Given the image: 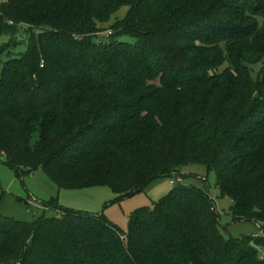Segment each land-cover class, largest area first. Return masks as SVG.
<instances>
[{
    "label": "trees",
    "instance_id": "16d2710c",
    "mask_svg": "<svg viewBox=\"0 0 264 264\" xmlns=\"http://www.w3.org/2000/svg\"><path fill=\"white\" fill-rule=\"evenodd\" d=\"M263 59L264 0H1L0 153L17 174L119 198L203 164L235 219L264 223V66L249 69ZM47 207L59 214H0V264H264V234L225 237L194 184L133 210L124 237Z\"/></svg>",
    "mask_w": 264,
    "mask_h": 264
},
{
    "label": "rangeland",
    "instance_id": "374dc122",
    "mask_svg": "<svg viewBox=\"0 0 264 264\" xmlns=\"http://www.w3.org/2000/svg\"><path fill=\"white\" fill-rule=\"evenodd\" d=\"M1 1V0H0ZM127 12V6L120 7L110 18L107 25L116 19H121ZM24 30V29H21ZM113 32L108 28L102 30V37L109 36ZM23 41V36L17 35ZM121 40L132 41L130 37H121ZM26 40L15 47V51L24 52ZM264 66V59L261 62L249 66L253 79H256L258 72ZM177 174L173 177L163 176L141 191L130 196L119 198L106 185H97L78 188H60L55 182L48 178L44 171L37 169L32 173L17 174L5 163L4 155L0 153V214L20 221H35L41 214L56 216L58 209L47 207L43 210V204L54 198L61 208L74 211L86 212L92 215H102L110 224L117 227L122 236H125L128 227L129 214L143 206L151 207L153 202L158 200L159 192L155 188L170 187V179L174 182L194 184L205 187L213 200L214 207L219 214L220 230L225 237L240 238L246 235L264 234V223L235 219L231 212L233 201L227 197H221L216 187V175L203 164L182 165L178 168ZM165 188V187H163ZM160 189V190H161ZM162 190L161 192H163ZM45 208V207H44Z\"/></svg>",
    "mask_w": 264,
    "mask_h": 264
},
{
    "label": "crops",
    "instance_id": "0c3cea01",
    "mask_svg": "<svg viewBox=\"0 0 264 264\" xmlns=\"http://www.w3.org/2000/svg\"><path fill=\"white\" fill-rule=\"evenodd\" d=\"M163 187H165V188H163ZM163 187H162V189H161V188H155V189H154L155 193H156V192H159V195H157V196H160V197L163 196L165 193H167V192L171 189L172 185H171L170 187H168V188H167L166 186H163ZM160 189H161V190H160ZM162 190H164V191L161 192ZM160 197H159V198H160ZM159 198H158V199H159Z\"/></svg>",
    "mask_w": 264,
    "mask_h": 264
},
{
    "label": "built area",
    "instance_id": "2783aa9c",
    "mask_svg": "<svg viewBox=\"0 0 264 264\" xmlns=\"http://www.w3.org/2000/svg\"><path fill=\"white\" fill-rule=\"evenodd\" d=\"M177 181L180 182V179H177ZM169 183H170V184H174V180H173V179H170ZM254 236H257V235H254Z\"/></svg>",
    "mask_w": 264,
    "mask_h": 264
}]
</instances>
